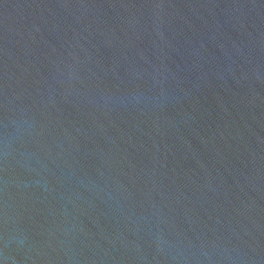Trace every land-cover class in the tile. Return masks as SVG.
Here are the masks:
<instances>
[{"label": "water", "instance_id": "1", "mask_svg": "<svg viewBox=\"0 0 264 264\" xmlns=\"http://www.w3.org/2000/svg\"><path fill=\"white\" fill-rule=\"evenodd\" d=\"M0 264H264V0H0Z\"/></svg>", "mask_w": 264, "mask_h": 264}]
</instances>
